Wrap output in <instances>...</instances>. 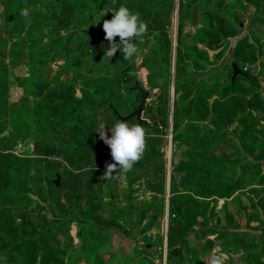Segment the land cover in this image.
Instances as JSON below:
<instances>
[{
  "label": "trees",
  "instance_id": "trees-1",
  "mask_svg": "<svg viewBox=\"0 0 264 264\" xmlns=\"http://www.w3.org/2000/svg\"><path fill=\"white\" fill-rule=\"evenodd\" d=\"M262 1L246 0L258 8ZM105 3L106 0H33L31 3L27 0H8L4 16L7 38L19 40L23 34V16L20 15L22 8L31 6L33 20L27 31V40L18 41L15 49V58L24 56L26 52L27 78L20 81L18 86L33 103L30 108L22 105L11 111V132L8 138L16 142H30L36 167L40 171L50 172L52 178L44 177L49 193L47 205L43 206L41 202L30 198V195L39 196L40 190L31 194L23 186L29 177L28 162L31 158L21 159L10 148L0 145V208L20 199L18 206L27 209L35 201L42 211L55 220L48 226V231L37 232L29 217H24L23 223L29 233L21 232L18 235L10 211H1L0 230L13 241L10 247L12 251L21 256L14 260L12 253L5 254V264H74L76 261L104 264L101 256L112 250L111 234L107 230L114 228L119 220L133 227L129 221L133 215L130 200L132 186L142 179L133 171L144 170L147 164L153 163L155 179L146 181L145 188L153 195L163 196L165 193L162 155L159 154L162 139L158 135V127L146 121L141 124L148 130L143 157L134 164L132 172L125 173L126 210L116 208L119 198L116 179L102 178L105 163L100 147L103 141L99 138L94 114L105 109L115 122L122 116L120 100L114 88L116 79L110 73L122 69L127 61L120 50L109 59L104 57L109 42L104 38L103 24L89 30L86 44L96 50V55L112 63L104 62L103 70L96 71L94 76L77 75L80 78L79 97L76 95L75 82L60 81L62 75L74 73L80 66L79 56L70 48L68 52L62 48L52 49L51 54L40 45L50 24L55 23L64 31L79 30L88 23V13H100ZM114 4V9L123 4L132 12H138L147 24L146 32L153 39L148 47L153 62L150 63L145 58L142 67L148 72L151 88L159 90L156 99L160 102L161 121L167 124L171 116L174 132L180 129L183 122L189 121H209L211 126L199 135L197 128L187 125V134L176 138L183 142L187 150L183 159L175 166L174 172L181 174L178 183L187 191L180 192L177 187L176 191L170 192L167 264H183L182 257L190 235L198 239L208 235L222 238L242 234L255 242H237V249L243 252L246 260L264 264V232L257 236L252 232H238L230 228L216 231L198 222L199 218L207 215L199 200H227L247 188V179H250L251 185L259 186L263 182L264 172L259 174L257 170L264 165L261 161L264 157L253 153L254 150L247 148L243 141L254 132V127L258 124L248 113L264 112V88H261L258 79L264 73V43L254 36L250 40L247 36H241V22L234 14L223 13L226 0H180L177 7L179 24L172 74L171 43L167 33L160 28L159 21L163 15L174 12L175 0H115ZM194 20L200 27L193 34L191 44H188L183 39V28L185 23ZM255 20L264 26V10L260 15H255ZM115 42H119V37L115 38ZM140 42V38L133 40L138 51L146 47ZM5 44L6 42H2L0 45L4 48ZM69 44L72 47L75 40ZM199 46L207 50L200 49ZM228 49L229 61L216 66L221 63ZM208 51L218 52L213 56V61L210 60ZM55 56L63 61V65L55 71L52 80L45 79L42 72L47 69L48 64L54 62ZM232 63L236 64L239 71L233 80ZM256 63L260 66L257 76L244 69L246 65ZM208 65L216 67L209 69ZM128 68L133 71V64L130 63ZM209 80L211 82L208 84ZM127 81L131 82L132 87L124 88L125 93L136 96L134 102L127 104L128 115L137 108L141 96L134 88L136 84L140 86L136 76H126L124 82ZM171 87L175 98L170 115ZM235 119L241 127L237 140L228 136L222 125L224 122L231 125ZM195 136L198 137L197 143L193 142ZM0 141H6V138H0ZM227 143L232 144L238 159L231 160L224 152L219 151L220 146ZM108 152L110 153L109 147ZM226 172H230L231 176L224 179ZM246 174H249V178ZM57 179L58 186L55 185ZM104 204L109 205L110 215L115 219L112 224L102 218ZM151 208L153 205L150 202L143 206L135 216V226L141 225ZM224 215L229 220L225 210ZM156 219L153 216L139 234L152 230ZM74 222L80 226L77 239L81 250H73L72 258L68 261L66 256L67 250L71 249V238L64 231V226ZM59 235L63 244L59 241ZM118 243L125 245L123 242ZM23 248L25 252H22ZM143 251L146 250L136 245L130 251L131 257L123 256L108 264L133 263Z\"/></svg>",
  "mask_w": 264,
  "mask_h": 264
},
{
  "label": "rangeland",
  "instance_id": "rangeland-1",
  "mask_svg": "<svg viewBox=\"0 0 264 264\" xmlns=\"http://www.w3.org/2000/svg\"><path fill=\"white\" fill-rule=\"evenodd\" d=\"M33 0H27L28 3H31ZM62 1V0H60ZM180 0H175V10L168 15H163L161 21H159V26L162 30H164L169 38V42L171 43V53H170V61L172 64V74L174 72V62H175V54H176V46H177V31L179 24L178 17V2ZM186 1V0H184ZM263 1L260 3V8L253 6L246 2V0H226V7L223 13H232L236 16L239 22H241V36H247L249 40L254 36L256 37L262 44L264 43V26L255 20V15H260L264 10V6H262ZM8 4V0H0V44L2 42H6V46L3 48L0 45V138H6V141H0V145L5 148H10L11 152H13L19 158H31L28 162L29 168V177L25 182L26 190H28L31 194H35L38 190H40L39 196L37 198L43 204V206L47 205V197L49 193L48 185L46 184L44 177L49 176L52 178V175L48 171H40L36 167V160L33 159L32 156V144L28 141L16 142L10 138H8L9 133L11 132V111L20 108L22 105H26L27 107H32V99H27L21 88H19L18 83L27 78L26 72V52L24 56L20 58H15V49L18 44V41L23 42L27 40V31L29 26L33 23L32 14L30 13L28 17L23 16V34L19 38V40H11L7 38V33L5 29V10ZM31 9V6L28 7ZM115 8V4L113 0H106L105 5L102 8V11L98 14L88 13V23L83 25L79 30H69L64 31L59 29L55 23H52L45 30V37L41 42V46L49 50L52 54V49H64L66 46V41L71 35H74L70 38L69 43L72 40H75V44L70 47V44L66 46L65 52H68V49L79 56L81 61L80 66H78L74 73H65L60 77L61 82H69L73 81L76 83V95L79 97V89H80V78L78 76H94L96 71H102L104 67V62H110L109 60H105L99 55H96V50L86 44L88 41V32L91 28H97L105 19H111L112 13L108 12L106 15L102 16L104 11H111ZM102 16V17H101ZM100 19V20H99ZM99 20L98 23H96ZM200 26L196 24V21L187 22L184 24L183 28V39L188 44H191L190 40L192 39L193 34ZM53 32V33H52ZM152 37L146 32L142 37H140V43L142 46H146L145 48H141L136 55L126 61L125 66L122 69L115 70L110 74L115 77L116 85L115 92L116 96L120 100V105L122 108V116L127 115V104L130 102H134V98L136 97L134 94L129 95L126 94L124 88L132 87L131 82H124V78L126 76H136V79L139 81L140 86L149 93V96L146 101V105L142 112L141 118L152 124V125H160L162 127L166 126L161 121V116L159 113L160 102L157 98L159 94L158 89H152L150 86V82L148 81V72L142 67V61L146 58L148 62H153V56L148 52V47L153 43ZM200 49L207 50L203 46H199ZM229 50L227 54L222 59L221 63L216 65L220 66L223 62L229 61ZM209 52V58L213 61V56L218 52ZM262 60V58H261ZM133 64L134 70L130 71L128 66L130 63ZM63 65V61L59 60L58 57L55 56L54 62L48 64L47 69L44 70L43 77L48 80H52L55 71L59 69L60 66ZM213 65H208L209 69L216 67ZM245 70H248L253 75L257 76L260 71V66L258 63L254 65H246ZM106 70V69H105ZM133 72V73H132ZM104 73H108L104 71ZM225 76V74H224ZM132 79V78H131ZM260 86L264 88V73L263 75L258 77ZM173 82V78H172ZM211 80L208 81V84ZM173 86V85H172ZM263 96V93H260ZM170 115L173 112V101H174V90L171 87L170 90ZM212 103V100L209 101ZM249 116L251 119H256L258 124L254 127V132L248 135V137L243 141V144L247 148L253 149L255 154H259L264 157V112L260 111H250ZM94 116L96 117L98 127L100 128L102 125L105 126L104 131L111 136L110 127L115 124L114 119L111 115L105 110H99L95 112ZM238 118V117H237ZM171 120L170 116L168 121ZM248 120V119H247ZM249 122V120H248ZM128 123H137L135 119H131ZM193 126L197 128L198 134L202 135L203 130L210 126L209 121L205 122H183L182 126L177 132H174L173 128V136H172V146L170 149L169 157L166 158L162 155L161 164L163 166V171L165 175V193L163 196L161 195H153L149 193L145 188L146 181H154L156 170L153 168V163L147 164L144 170H135L133 168L129 172H136L137 175H140L142 179L135 183L132 186V195H131V204L133 207V215L131 219H129L130 223L133 227H129L123 221H118L117 225L107 230L109 234H111V246L112 250L104 253L101 256V259L104 264L112 263L122 258L123 256L131 257L132 253L130 251L133 250L134 246H138L140 248H144L146 251H143L140 255L137 256L135 263H143V264H167V232H168V221L170 218L169 214V199L171 196V190H175L179 187L180 192L187 191L186 188H181L180 186V177L181 174H176L174 172L175 166L183 159L184 152H186L187 148L184 146L181 140L176 139L177 137L185 136L187 134L186 126ZM223 125V124H222ZM173 127V122H172ZM223 131L233 138L237 140L238 133L241 130L240 125L237 122V119L231 125H228L227 122H224ZM148 131V130H147ZM160 135V134H158ZM162 142L159 146L165 147L167 142L164 138H162ZM194 143L198 142V137H194ZM219 151L224 152L231 160L238 159V155L234 147L231 143L223 144L220 146ZM100 152L103 156L104 160V169L102 172H105L106 165L109 163H113L111 154L108 152V146L103 142L100 147ZM160 154V152H159ZM161 155V154H160ZM264 159L261 158V161ZM259 174L264 172V165L262 168L257 170ZM231 176L230 172H226L223 176L224 179H227ZM249 174H246L248 177ZM113 177L116 179V184H118L119 194H118V204L116 208L119 210H126L125 203V195H126V178L124 172H113ZM250 179L246 180L247 188L241 192H237L234 194V198L230 201L227 200H199L198 202L202 207L207 211L206 217H202L198 219L199 224L202 226H208L210 228H214L216 231L220 229L230 228L236 230L238 232H252L253 234H259L264 232V187L255 189L254 185H251ZM103 181V180H102ZM263 186L264 179L262 180ZM238 194V195H236ZM249 194V195H246ZM245 197V208L240 205L239 197ZM181 201V200H179ZM19 200H16L11 205L7 207L0 208V212L3 210H9L13 217V226L16 230L17 234L20 235L21 232L29 233L27 229H25L23 218L29 217L31 225L36 229L37 232L48 231V226H51L52 222L55 220L50 214L42 211L34 201L29 208L21 209L18 206ZM153 205L150 212L146 215L144 221L139 226L134 225L135 215L141 211L143 206ZM108 204H104V213L102 214V218L107 222L112 224L115 222V219L110 215V209ZM225 213L228 215L229 220L226 219L224 215ZM160 215V216H159ZM156 216L155 225L152 230L148 231L144 234H139L141 228L145 226L152 217ZM159 216V217H158ZM230 221V222H229ZM80 230V226L77 223H71L64 226V231L71 238V249L67 250L66 259L69 261L72 258L73 250H81V245L77 239V234ZM59 241L63 244V240L61 235H59ZM118 242H123L125 245H120ZM187 249L183 253V264H206V259L211 254H218L222 257L224 264H255L254 261H249L245 259L243 252L238 250L236 247V243L246 242L252 243L255 242L252 238L245 235L238 236H224L218 237V235H208L205 238L196 239L193 235L187 237ZM13 244V241L7 237L0 230V264H5L4 255L12 253L14 260H17L19 257L18 254L12 251L10 248ZM136 244V245H135ZM145 246V247H144ZM25 249L23 248V251ZM264 261V257L262 259ZM133 262V263H134ZM130 263V264H133ZM134 263V264H135ZM74 264H84L82 261H76Z\"/></svg>",
  "mask_w": 264,
  "mask_h": 264
},
{
  "label": "clouds",
  "instance_id": "clouds-1",
  "mask_svg": "<svg viewBox=\"0 0 264 264\" xmlns=\"http://www.w3.org/2000/svg\"><path fill=\"white\" fill-rule=\"evenodd\" d=\"M30 11L31 9L27 7L22 8L20 15L28 17ZM108 12L112 13V18L105 19L102 25L104 38L109 42L104 57L109 59L116 54L117 50H120L123 53V58L130 60L138 52L133 40H137L146 33L147 24L140 18L138 12H132L123 4L118 9L104 11L102 16ZM116 37H119L118 43L115 42ZM104 129L105 126L102 125L97 132L99 138L109 147L113 160V163L106 165V170L102 176V178L108 179L113 177V172L127 173L131 171L134 164L142 159L148 133L140 123L130 124L119 119L110 127L111 136H108ZM206 264H224V261L220 255L211 254L207 257Z\"/></svg>",
  "mask_w": 264,
  "mask_h": 264
},
{
  "label": "water",
  "instance_id": "water-1",
  "mask_svg": "<svg viewBox=\"0 0 264 264\" xmlns=\"http://www.w3.org/2000/svg\"><path fill=\"white\" fill-rule=\"evenodd\" d=\"M73 35H74V33H71V35H70L69 38L67 39V41H66V43H65L66 46L68 45V43H69V41H70V38H71ZM66 46H65L64 49H66ZM231 66H232V69H233V76H232V80H233V79L235 78V76H236L237 74H239V71H238V69H236L237 66H236L235 63H232ZM134 88L139 92V94H140V96H141V98H140L141 101H140L139 105L137 106V108H136L135 110H133L130 114H128V115H126V116H121V117H119V120H122V121H126V122H128V121L131 120V119H132V120L135 119L137 123L142 124V123H144L145 121L141 118V116H142L143 109H144V107H145V105H146V101H147V98H148V96H149V93H148L146 90H144L142 87L138 86L137 84L135 85ZM223 125H224V124H223ZM58 184H59V179L56 180V184H55V185L58 186ZM30 198H31L32 200H35V201L40 202L39 199H38L36 196H34V195H30Z\"/></svg>",
  "mask_w": 264,
  "mask_h": 264
},
{
  "label": "built area",
  "instance_id": "built-area-1",
  "mask_svg": "<svg viewBox=\"0 0 264 264\" xmlns=\"http://www.w3.org/2000/svg\"><path fill=\"white\" fill-rule=\"evenodd\" d=\"M158 131L162 138H164L167 142V145L165 147H161L159 149V152L161 155H164V157L168 158L170 154V149L172 146V136H173V127L171 120L168 121V124L164 127L158 125Z\"/></svg>",
  "mask_w": 264,
  "mask_h": 264
},
{
  "label": "crops",
  "instance_id": "crops-1",
  "mask_svg": "<svg viewBox=\"0 0 264 264\" xmlns=\"http://www.w3.org/2000/svg\"><path fill=\"white\" fill-rule=\"evenodd\" d=\"M262 6H264V0H263V3H262ZM262 187H264V183H263V186H257V185H254L253 186V188H255V189H259V188H262ZM236 195H238V194H236ZM246 195H249V194H246ZM239 196V195H238ZM250 196V195H249ZM235 197V196H234ZM234 197H232V199L234 198ZM231 200V198L230 199H227V201H230ZM245 200H246V198L245 197H243V196H241V197H239V201H241L240 202V205L243 207V208H245L246 206V204H245ZM136 216V215H135ZM160 216V215H159ZM158 216V217H159Z\"/></svg>",
  "mask_w": 264,
  "mask_h": 264
}]
</instances>
